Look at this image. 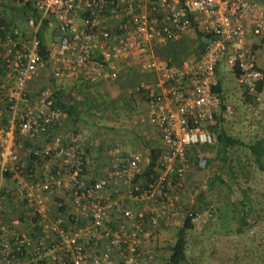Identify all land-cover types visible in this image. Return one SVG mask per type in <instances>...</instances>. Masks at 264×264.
Here are the masks:
<instances>
[{
    "label": "built area",
    "instance_id": "obj_1",
    "mask_svg": "<svg viewBox=\"0 0 264 264\" xmlns=\"http://www.w3.org/2000/svg\"><path fill=\"white\" fill-rule=\"evenodd\" d=\"M0 2L12 14L0 10V264H157L147 243L159 232L216 216L207 186L188 192L187 178L210 177L208 127L235 114L222 102L225 68L259 117L264 0ZM27 6L38 14L17 10ZM189 31L204 44L180 64L157 52ZM130 63L145 74L135 123L161 143L147 175L143 152L116 143L94 168L90 148L55 105L57 80L109 82ZM42 67L46 82L35 87ZM5 188L23 205L7 224ZM61 202L65 209L54 212ZM24 220L31 227L20 232Z\"/></svg>",
    "mask_w": 264,
    "mask_h": 264
},
{
    "label": "rangeland",
    "instance_id": "obj_2",
    "mask_svg": "<svg viewBox=\"0 0 264 264\" xmlns=\"http://www.w3.org/2000/svg\"><path fill=\"white\" fill-rule=\"evenodd\" d=\"M5 11L12 15L7 9ZM16 14L18 17L22 15L19 12ZM20 24L25 26L23 20ZM185 36L195 43L197 36L193 31ZM262 68L264 70V63ZM142 74L138 65L130 63L123 66L117 79L88 84L87 88L79 80L64 79L63 83L57 80L56 88L64 89L66 93L69 91L68 97L77 101L78 108L81 109L80 120L74 122L67 117L65 125L80 133L82 144L90 148V158L96 169L103 166L104 148L110 144L116 143L127 151L140 149L146 161L148 147L156 146L159 141L152 128L135 123L141 108L139 86L144 79ZM46 78L45 67H42L41 76L33 85L38 87L45 84ZM76 85L78 88H75ZM221 86L225 102L236 108L233 117L222 123L223 129L245 142L264 138V98L263 107L259 106L257 109L259 113L261 110L262 112L256 118L246 109L234 77L228 81L223 75ZM213 133L216 137V133ZM214 143L205 149V155L211 162L210 177L205 176L208 171L197 172L187 178V186L190 192L197 186H207L210 181L209 195L204 199L214 202L218 212L205 223L196 222L187 232L186 259L181 264L262 263L264 171L257 166L248 147L234 146L229 150L228 161L225 160L221 167V179H215L219 163L211 158L215 153ZM5 181L8 187L9 183ZM56 205L58 204L52 205L54 212ZM3 207L6 218L16 213L13 210L23 211V205L15 196L11 201L5 199ZM30 227V221L24 220L18 229L20 232H27ZM177 229H163L157 237L150 240L148 245L155 250L157 264H167L170 245L175 241Z\"/></svg>",
    "mask_w": 264,
    "mask_h": 264
},
{
    "label": "trees",
    "instance_id": "obj_3",
    "mask_svg": "<svg viewBox=\"0 0 264 264\" xmlns=\"http://www.w3.org/2000/svg\"><path fill=\"white\" fill-rule=\"evenodd\" d=\"M28 7V8H27ZM26 9H17L19 11H23L24 14H31L33 16L37 15L38 13L31 9V7L27 6ZM6 6L3 5L0 2V10L1 13L4 15H7ZM25 16V15H24ZM197 37L195 40V43H193L188 37L184 36L182 39L176 42L167 43L159 46V51L161 55H163L166 58L170 59V63L172 64H180L185 58H187L195 49L201 48L203 46V41L201 38L200 32H194ZM264 71V70H263ZM145 76V74H142ZM86 88L89 86L87 83L84 85ZM261 86H264V81L260 84ZM82 87V85L80 86ZM75 88H78L77 85ZM217 91L221 92L220 85L216 87ZM69 91L66 93V90L64 89H56L54 96H55V105L60 108L62 111L66 112L68 117L71 118L72 121H79L80 120V112L81 109L78 108L77 101L71 100V98L68 97ZM141 93V92H140ZM222 102H225L224 98V92L222 91ZM261 108L263 107V102L259 105ZM264 109V108H263ZM262 110L260 111V113ZM259 113V114H260ZM256 117V116H254ZM257 118V117H256ZM222 121L218 120L216 124L209 126L208 129H210L212 132L216 133V137L214 138V148H215V154L217 157V160L222 163L226 160V151L227 149L234 147V146H245L248 147L251 154L253 155L254 161L256 162L257 166L264 171V138L256 139L250 142H245L239 136L231 134L230 131H227L226 129H223ZM148 127V126H147ZM102 149V148H101ZM203 149H206V147H203ZM190 153L193 152L192 149H190ZM161 152V143L158 141L156 146L148 147V154L145 161V171L144 174L147 175L149 172H153V168L155 167ZM211 162L208 161V164ZM220 175V174H219ZM218 173H215L216 178H220ZM8 176V175H7ZM4 190L1 191L2 194V200L5 201V199L8 201L10 199L13 200L14 196L10 193ZM208 196L209 193H206ZM60 199L57 198V202H59ZM214 206L216 207V213L218 212V208L214 202H212ZM54 206V203L52 204ZM17 206H15L16 208ZM65 204L63 202L60 203V205L55 206L56 212L60 213L62 210L65 209ZM2 209L3 214L4 207L2 203ZM17 210V211H16ZM13 210L14 212H21V210ZM54 210V209H53ZM73 215V214H71ZM2 222H5L6 224L10 221V217L6 218L4 215L1 217ZM194 227V224L186 223L183 227H180L176 230L175 233V241L172 245H170V255L167 260V264H181L186 259V247H187V232L191 230ZM34 229V228H33ZM149 244V243H147ZM257 264H264V261L262 263Z\"/></svg>",
    "mask_w": 264,
    "mask_h": 264
},
{
    "label": "crops",
    "instance_id": "obj_4",
    "mask_svg": "<svg viewBox=\"0 0 264 264\" xmlns=\"http://www.w3.org/2000/svg\"><path fill=\"white\" fill-rule=\"evenodd\" d=\"M264 63V61L261 63V65ZM224 71H225V73H224V76L226 77V80H228V81H230L231 80V78L233 77V75H231L230 74V72L228 71V69H224ZM215 137V136H214ZM229 150H230V148L229 149H227V151H226V160L228 161V156H229ZM212 158V160L214 159V162H218L219 163V170H217V172L216 173H218V175L220 174L221 175V167L223 166V163L224 162H222V163H220L218 160H217V157H216V154L214 153V155L211 157ZM226 162V161H225ZM196 173L194 172V173H192L191 175H195ZM219 175V176H220ZM215 179H221V176H220V178H216L215 177ZM213 181V180H212ZM209 184V185H208ZM207 184V191H208V193H209V187H210V185H211V182L209 181V183ZM213 184V183H212Z\"/></svg>",
    "mask_w": 264,
    "mask_h": 264
}]
</instances>
